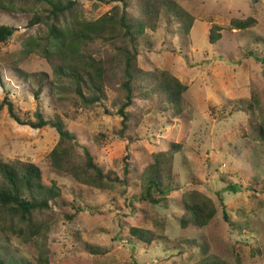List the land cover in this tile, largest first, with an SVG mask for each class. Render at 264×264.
<instances>
[{
    "label": "rangeland",
    "instance_id": "1",
    "mask_svg": "<svg viewBox=\"0 0 264 264\" xmlns=\"http://www.w3.org/2000/svg\"><path fill=\"white\" fill-rule=\"evenodd\" d=\"M174 1L194 18L190 36L183 34L172 13L161 8L157 30H147L138 38L137 66L142 74L135 82L136 98L128 108L131 118L124 138L116 115L123 100L118 84L106 89L101 104L76 107L73 94L63 92L70 88L69 81L56 93L51 90L57 79L53 63L60 64V56L48 59L25 50L27 37L45 35L44 26L27 27L36 9H42L0 10V25L14 29L8 42H0V103L8 97L16 112L32 120L37 109L46 118L61 119L105 172L122 177L123 158L129 153L131 170L125 192L79 184L50 165L49 154L59 142L57 131L21 125L5 106L0 111V162L36 164L44 184L58 182L66 204L56 207V220L38 236L24 239L0 229L2 256L18 264H264V131L260 132L264 130V69L255 59L264 57V0ZM108 2L80 0L76 9L96 19L122 5ZM127 10L129 17L141 18L137 0H129ZM249 16L257 20L252 27L231 28V19ZM214 25L221 27L222 37L210 43ZM88 51L104 58L107 47L98 42ZM156 69L168 71L188 86L179 118L161 92L152 93L148 72ZM253 98L259 103L250 119L245 108ZM171 142L182 145L172 164L177 179L169 196L152 209L139 201L141 187L155 164L152 155L167 150ZM230 183L239 190H231ZM190 189L210 196L218 209L206 227H180V195ZM78 203L89 207L67 222L64 214L73 213ZM224 209L229 221L224 219ZM132 227L146 230L151 242L132 237ZM175 242L185 245L182 253L172 249Z\"/></svg>",
    "mask_w": 264,
    "mask_h": 264
},
{
    "label": "trees",
    "instance_id": "2",
    "mask_svg": "<svg viewBox=\"0 0 264 264\" xmlns=\"http://www.w3.org/2000/svg\"><path fill=\"white\" fill-rule=\"evenodd\" d=\"M80 0H0V10L6 13L13 12L16 7H33L36 13L29 20L28 28L34 29L37 25L45 27L44 36L31 35L26 38L25 50L27 53L40 52L46 58L60 56L61 63H53V73L57 79L51 83V90L66 86L64 94H73L76 107L92 108L101 104L106 98V89L118 84L123 94V100L118 106L116 115L121 118V137H125L132 107L136 98V80L142 71L137 66L138 38L147 30L155 32L161 8L172 13L183 34L190 36L194 23L193 16L177 4L174 0H137L140 19L128 15L129 0H109L119 2L113 8L96 19L85 17L76 9ZM95 1V0H91ZM102 1V0H101ZM254 3L258 0H253ZM257 20L253 16L246 19L233 18L231 28L245 30L252 27ZM221 27L214 25L211 28L209 41L215 43L220 40ZM14 36V29L10 25H0V42H8ZM101 42L107 47L104 58L97 59L93 51H88L92 44ZM254 56V54H251ZM255 57V56H254ZM264 69V57H255ZM121 73V77L117 78ZM152 93L161 92L174 107L175 118L182 115V99L188 86L168 71L156 69L152 74ZM44 79V75H38ZM41 87L35 92L40 98ZM245 111L251 119L254 108L259 100H250ZM7 108L10 117L21 125H28L35 129L54 128L59 135V142L49 154L51 167L58 173L70 176L79 184L101 190H123L128 188L129 153L123 158V176L114 171L105 172L97 164L94 156L85 147L78 137L70 132L61 119L46 118L40 109L33 113L34 120L22 117L16 112L15 106L8 97L0 103V111ZM241 108H239L240 110ZM177 113V114H176ZM248 118V119H249ZM250 123V120L249 122ZM250 128V126H249ZM263 128V126H261ZM251 129V128H250ZM257 131L252 127L251 131ZM263 129L260 132L263 133ZM264 135H262L263 137ZM182 149L180 143L171 142L167 150L152 155L155 164L145 175L141 187L139 201L154 209L173 190L177 174L172 166L174 156ZM229 188L238 191L237 184L230 183ZM62 197V189L57 181L50 186L43 182L41 169L34 163L16 161L15 163L0 162V229L8 231L18 237L29 239L48 231L51 223L56 220V211L66 204ZM61 201L58 204V201ZM133 201V199L131 200ZM182 214L179 224L182 229L189 226L206 227L217 216L218 209L213 199L207 194L190 189L180 195ZM58 207V208H56ZM81 203L75 206V211L64 214L67 222H73L77 215L84 211ZM224 219L229 221L226 209L223 210ZM130 235L140 241L150 243L146 230L138 227L130 229ZM184 244L175 242L172 249L184 250ZM0 264H18L0 254ZM20 264V263H19ZM30 264V263H27Z\"/></svg>",
    "mask_w": 264,
    "mask_h": 264
}]
</instances>
